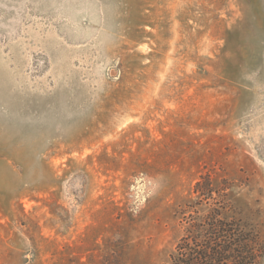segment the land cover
<instances>
[{"label": "rangeland", "instance_id": "obj_1", "mask_svg": "<svg viewBox=\"0 0 264 264\" xmlns=\"http://www.w3.org/2000/svg\"><path fill=\"white\" fill-rule=\"evenodd\" d=\"M212 208L264 264V0H0V264H168Z\"/></svg>", "mask_w": 264, "mask_h": 264}, {"label": "trees", "instance_id": "obj_2", "mask_svg": "<svg viewBox=\"0 0 264 264\" xmlns=\"http://www.w3.org/2000/svg\"><path fill=\"white\" fill-rule=\"evenodd\" d=\"M193 193L206 197L212 196L214 190L208 182L205 187L197 182ZM262 254L256 229L212 208L203 218L195 220L191 231L170 255L168 264H258Z\"/></svg>", "mask_w": 264, "mask_h": 264}]
</instances>
